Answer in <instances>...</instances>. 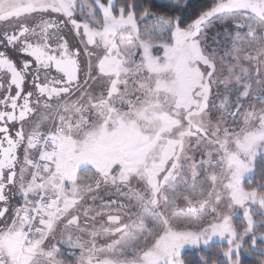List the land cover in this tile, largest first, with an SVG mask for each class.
Instances as JSON below:
<instances>
[{
  "label": "snow or ice",
  "instance_id": "snow-or-ice-1",
  "mask_svg": "<svg viewBox=\"0 0 264 264\" xmlns=\"http://www.w3.org/2000/svg\"><path fill=\"white\" fill-rule=\"evenodd\" d=\"M258 161L264 0H0V264H240Z\"/></svg>",
  "mask_w": 264,
  "mask_h": 264
},
{
  "label": "trees",
  "instance_id": "trees-1",
  "mask_svg": "<svg viewBox=\"0 0 264 264\" xmlns=\"http://www.w3.org/2000/svg\"><path fill=\"white\" fill-rule=\"evenodd\" d=\"M207 0H191L190 5H186L183 10L180 8H162L160 4L162 0H143V3L146 6H151L153 11H160L164 14L171 15V16H181L183 19L188 20L194 19L195 16L198 14L200 7L202 4L206 3ZM262 166L260 163H257L256 174L251 178L252 185L256 186L261 179H264V174H262ZM208 249H198L195 251H186L182 254V258L185 259L186 264H200V257L204 256L209 260V264L213 259H221L222 257H217V255H221L220 252H217V249H222V245H210L207 247ZM259 257L254 254L252 257L249 256H242L240 258V264H258Z\"/></svg>",
  "mask_w": 264,
  "mask_h": 264
},
{
  "label": "rangeland",
  "instance_id": "rangeland-1",
  "mask_svg": "<svg viewBox=\"0 0 264 264\" xmlns=\"http://www.w3.org/2000/svg\"><path fill=\"white\" fill-rule=\"evenodd\" d=\"M69 39H71V37H69ZM257 163H260L259 161ZM15 204H20L22 203V197L19 195V193H15ZM88 203H91V201H88ZM226 204V202H225ZM181 207L184 206V202L181 201L180 202ZM221 210H225L224 206L221 205ZM251 211L255 214L256 218H259V213H260V209L258 208L257 205H252L251 207ZM233 221H234V225L242 230V228L245 226V221L241 218V213L238 211L234 216H233ZM251 241H252V235L248 234L245 235L243 240H242V246L239 249V255L240 258L244 255V256H249L252 257L254 254H256L258 257L264 256V247H260V246H264V237L261 236H257L255 239V245H252L250 250L249 246L251 245ZM106 241L101 240L100 243H105ZM57 246L60 249V253L64 256L65 259L69 260V261H74L75 257L70 253L71 250L68 249L67 245L64 243H59L56 242ZM222 245V247L226 248L228 247V240H227V234L225 235V237H220L218 235L213 236L212 239L209 241V243L207 245L203 244L202 242L198 245H192L189 243H185L180 250V254L182 256V254L186 251H195L198 249H208L207 247L210 245ZM237 250H233V255L236 254ZM76 254L79 253V249L75 250ZM222 255V252H220ZM259 259H264V258H259Z\"/></svg>",
  "mask_w": 264,
  "mask_h": 264
},
{
  "label": "flooded vegetation",
  "instance_id": "flooded-vegetation-1",
  "mask_svg": "<svg viewBox=\"0 0 264 264\" xmlns=\"http://www.w3.org/2000/svg\"><path fill=\"white\" fill-rule=\"evenodd\" d=\"M21 151H22V150H21ZM15 196H16V194H14V195L12 196V202H13V203L16 202V200H15ZM0 206H2V205H0Z\"/></svg>",
  "mask_w": 264,
  "mask_h": 264
},
{
  "label": "clouds",
  "instance_id": "clouds-1",
  "mask_svg": "<svg viewBox=\"0 0 264 264\" xmlns=\"http://www.w3.org/2000/svg\"><path fill=\"white\" fill-rule=\"evenodd\" d=\"M262 264H264V259H262Z\"/></svg>",
  "mask_w": 264,
  "mask_h": 264
},
{
  "label": "crops",
  "instance_id": "crops-1",
  "mask_svg": "<svg viewBox=\"0 0 264 264\" xmlns=\"http://www.w3.org/2000/svg\"><path fill=\"white\" fill-rule=\"evenodd\" d=\"M19 205V204H18Z\"/></svg>",
  "mask_w": 264,
  "mask_h": 264
}]
</instances>
